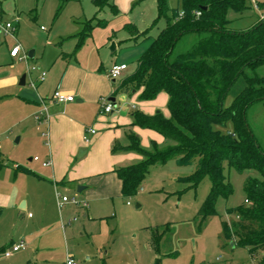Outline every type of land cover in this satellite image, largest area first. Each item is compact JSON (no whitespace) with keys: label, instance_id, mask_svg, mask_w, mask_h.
<instances>
[{"label":"rangeland","instance_id":"1","mask_svg":"<svg viewBox=\"0 0 264 264\" xmlns=\"http://www.w3.org/2000/svg\"><path fill=\"white\" fill-rule=\"evenodd\" d=\"M255 1L247 0L251 8L243 14L230 11V28L245 30L264 17L261 3L264 0ZM115 3L118 14L106 8L102 12L106 23L93 31L84 46L87 53L105 55V66L112 61L129 64L124 72L128 74L135 69L136 55L126 53L121 46L112 54L109 37L113 34L117 38L128 37L126 25L129 23L140 30L149 28L148 35L154 36L164 27L165 20L152 26L157 16L156 0H115ZM169 4L181 8V0H169ZM96 12L93 0H0L3 21H19L16 31L0 29V73L2 70L5 75L13 73L11 65L14 64L22 72L20 79L27 75L26 87L36 92L41 85L33 82L35 75H31L30 68L37 65V60L43 67L51 64L59 47L71 52L76 35ZM16 44L20 45L21 53L13 60L10 50ZM30 51L35 52L34 57L29 56ZM254 74L264 76V65L246 69L228 91L223 101L225 107L244 88L246 76ZM14 109L11 100H0V264H66L68 257L79 264H155L159 256L160 264H264V251L252 253L249 248L226 240L222 230V222L235 217L228 209L245 203V182L249 176H260L256 170L240 172L226 166L233 193L228 198L220 197L216 213L204 220L198 211L209 193L210 181L206 178L196 190L186 189L188 185L183 178L195 166L180 165L175 160L150 168L132 196L119 192L107 198L98 195L107 191L106 187L108 192L115 188V174L104 173L91 180L90 189H96L97 197L89 199L87 210L72 202L60 206L57 190L49 183L15 170L17 164L41 166L35 157L44 158L41 145L45 142L43 134L37 138L34 131L32 137L29 135L28 146L26 138L19 141L18 132L26 123L15 125ZM163 110L169 113L168 103ZM163 110L159 109L162 113ZM247 119L264 151L263 102L249 107ZM228 127H232L231 123ZM150 133L156 132L150 130ZM153 140L143 137V144L149 141L151 149ZM171 143L167 140L166 145ZM80 186L87 185L74 183L72 188L59 187L58 191L61 196L79 201L86 191L80 192ZM87 212L89 215L84 216ZM156 232L161 234L159 251L153 246ZM22 241L28 245L26 250L14 253L11 258L4 255L5 250Z\"/></svg>","mask_w":264,"mask_h":264},{"label":"trees","instance_id":"2","mask_svg":"<svg viewBox=\"0 0 264 264\" xmlns=\"http://www.w3.org/2000/svg\"><path fill=\"white\" fill-rule=\"evenodd\" d=\"M93 3L97 12L84 24L77 47L95 26L105 23L100 14L106 8L114 14L119 12L115 0ZM156 4L152 26L162 20L165 25L116 92L142 88L140 98L150 100L166 91L170 116L161 111L153 115L135 111L133 124L152 129L172 143L160 147L154 142L152 149H145L134 132L128 134V145L115 143L114 153L128 150L143 156L137 163L115 169L122 181V194H136L155 165L170 160L194 165V171L183 180L186 189L196 190L204 179H209V193L198 211L204 220L216 213L220 197L228 198L233 193L226 166L240 172L256 170L260 176H249L245 182V203L228 209L235 217L223 221L222 230L226 240L252 253L264 250V151L247 119L251 105L259 101L264 104V76H246V85L231 105H223L228 91L247 68L264 65V17L245 30H237L229 27V13L249 10L247 0H181V8L171 7L169 0H156ZM148 29L139 31L135 27L131 41L150 38ZM160 238L156 232V251L160 249ZM160 262L161 258H156L155 264Z\"/></svg>","mask_w":264,"mask_h":264},{"label":"crops","instance_id":"3","mask_svg":"<svg viewBox=\"0 0 264 264\" xmlns=\"http://www.w3.org/2000/svg\"><path fill=\"white\" fill-rule=\"evenodd\" d=\"M261 3L264 4V2ZM100 16L102 17V13ZM104 19L106 23L107 20ZM103 25L95 26L80 47H77L79 35L77 34L75 46L71 52H64L59 47L57 57L51 64L43 67L37 60L39 68L33 71L30 70L31 75H35L33 82L36 83V86L41 85L36 92H32L31 87H26L27 75L25 84H20L22 72L17 71L14 64L11 65L13 73L9 72L8 75H5L3 70L0 73V100L9 99L15 105L13 110V113L17 114L15 125L26 123V126L18 132L20 133L19 141L22 142L26 138L25 145L28 146L30 143L29 135L32 137L31 133L34 131L37 138L40 133L43 134L45 142L44 146L41 145L44 158L38 157V160L35 159L42 163L41 166L31 165L27 167L17 164L15 170L42 179L49 183L51 188L56 189L57 193H61L58 191L59 187L67 189L69 186L72 188L74 183L86 184L87 186H84L81 191L86 190L82 195L83 198L79 200L80 203H86V205L78 204L80 208L86 210L89 207V199L97 197V192L94 191L96 189L91 190L89 186L95 176L109 173L115 174L114 176L117 178L113 191L108 192L109 187H106L107 191L98 195L105 198L116 195L118 192L123 195L122 181L115 169L137 163L143 159L142 155L134 151L112 152L115 143L128 145V134L134 132L139 135L141 144L146 149H150L149 141L144 145L143 137L148 139L151 137L154 139L152 144L156 142L160 147L167 144V140L158 132L134 125L133 114L135 111H142L145 114L153 115L159 109H165V105L169 101V94L166 91H161L154 99L142 100L140 98L142 88L116 92L119 84L135 71L139 57L149 47L161 28L154 36L150 35V38L143 40L139 38L136 43H133L131 39L134 37L135 27L138 28V26L132 23L126 25L129 33L128 37L117 38V35L114 34L109 37L108 43H115L112 54L116 53L118 47L121 46L127 50L126 53L136 55L135 69L128 74H124L128 70L129 64L123 62L127 64V68L123 72L124 75L120 76L122 79L119 77L115 80L109 76V70L117 62L112 61L110 65L105 66V55H101L99 52L93 54V51L87 53L84 46L86 39L92 35L93 31L96 32L98 27ZM138 30L144 31L145 29L140 30L138 28ZM96 46L98 47L99 44ZM30 53L31 51L29 56ZM32 53L33 56L30 57H34L35 52ZM10 57L13 60L18 58L11 56V54ZM43 70L47 74L45 80L41 81L39 76ZM49 86L50 88H48ZM57 90L74 95L75 101L55 102L53 95ZM105 98L113 103L114 109L111 112L104 111ZM113 98L114 100H111ZM43 103L48 109L49 117L38 120L36 115L42 109ZM168 111L169 113H166L163 110L164 116H170V110ZM92 127L97 130V133L93 135L91 142L86 143L84 134L88 128ZM150 130L156 132L159 137L155 135L156 133H150ZM30 160L32 161V158ZM47 160L51 161L50 165H44ZM51 191L53 192V189ZM26 206H28V203ZM88 215V212L84 214V216ZM27 248L28 245L24 250ZM257 251L253 253L256 254ZM259 251L263 252L264 250Z\"/></svg>","mask_w":264,"mask_h":264},{"label":"built area","instance_id":"4","mask_svg":"<svg viewBox=\"0 0 264 264\" xmlns=\"http://www.w3.org/2000/svg\"><path fill=\"white\" fill-rule=\"evenodd\" d=\"M253 2L255 3L256 1L253 0ZM201 12H198V15H200ZM18 19L13 20V21H7L4 22L3 19L0 17V29L4 30L5 32H10V31H16L17 30V26H18ZM21 53V47L19 44H16L12 47V49L10 50V54L13 57H19ZM39 67L37 65H33L30 70H37ZM127 68V64L125 63H114L110 70H109V76L113 79H118L124 72V70H126ZM46 71H41L39 79L41 81L45 80L46 78ZM53 99L55 100V102L57 103H66V102H71V101H75V96L71 95V94H66L63 93L60 90L55 91L54 95H53ZM114 109L113 103L109 100H105L104 101V111L106 112H111ZM48 109L46 107V105L43 103V107L42 109L38 112V114L36 115V119L41 120L43 118H48ZM97 133V130L95 128H88L84 134V141L86 143L91 142L92 137L94 134ZM2 143V139L0 137V144ZM36 160H38V157H35ZM51 161L47 160L44 162V165H50ZM57 196L59 198V204L60 206H62L64 203L66 202H72L75 204H82L80 203V201H78L75 198H72L71 200L67 197V196H61V193H57ZM247 201V200H246ZM82 205H86V203H83ZM27 247L25 242H20L17 244H14L11 248H8L7 250H5L4 255L6 257H10L12 256L14 253L19 252L21 250H24ZM66 264H79L73 257H68L66 259Z\"/></svg>","mask_w":264,"mask_h":264},{"label":"water","instance_id":"5","mask_svg":"<svg viewBox=\"0 0 264 264\" xmlns=\"http://www.w3.org/2000/svg\"><path fill=\"white\" fill-rule=\"evenodd\" d=\"M114 46H115V43H112V47H111V49H113ZM32 52H33V51H31L30 56H33V53H32ZM25 82H26V74H24V75L21 77L20 84H25ZM111 100H114V98L111 99ZM83 188H84V186H80V187H79V191L81 192Z\"/></svg>","mask_w":264,"mask_h":264}]
</instances>
